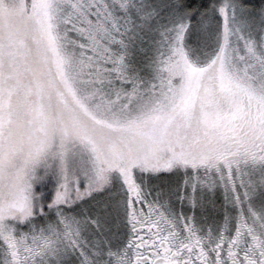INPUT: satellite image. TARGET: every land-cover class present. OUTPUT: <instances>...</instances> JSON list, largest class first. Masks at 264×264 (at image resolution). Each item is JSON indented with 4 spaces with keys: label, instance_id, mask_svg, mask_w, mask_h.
<instances>
[{
    "label": "snow or ice",
    "instance_id": "1",
    "mask_svg": "<svg viewBox=\"0 0 264 264\" xmlns=\"http://www.w3.org/2000/svg\"><path fill=\"white\" fill-rule=\"evenodd\" d=\"M0 264H264V0H0Z\"/></svg>",
    "mask_w": 264,
    "mask_h": 264
}]
</instances>
